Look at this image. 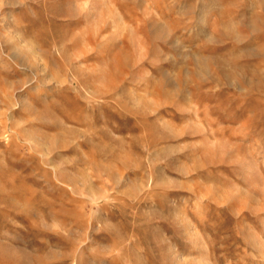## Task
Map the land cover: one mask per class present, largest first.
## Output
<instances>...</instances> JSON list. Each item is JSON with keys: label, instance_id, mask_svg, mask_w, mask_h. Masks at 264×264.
Here are the masks:
<instances>
[{"label": "rangeland", "instance_id": "rangeland-1", "mask_svg": "<svg viewBox=\"0 0 264 264\" xmlns=\"http://www.w3.org/2000/svg\"><path fill=\"white\" fill-rule=\"evenodd\" d=\"M0 264H264V0H0Z\"/></svg>", "mask_w": 264, "mask_h": 264}]
</instances>
